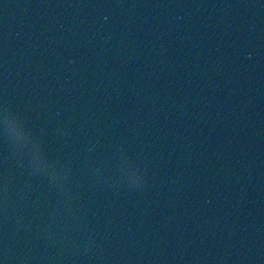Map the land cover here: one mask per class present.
<instances>
[{"label": "water", "instance_id": "1", "mask_svg": "<svg viewBox=\"0 0 264 264\" xmlns=\"http://www.w3.org/2000/svg\"><path fill=\"white\" fill-rule=\"evenodd\" d=\"M0 264H20L11 241L0 220Z\"/></svg>", "mask_w": 264, "mask_h": 264}]
</instances>
